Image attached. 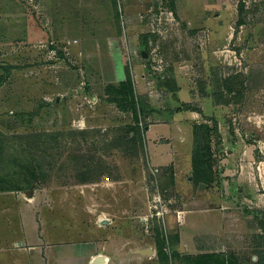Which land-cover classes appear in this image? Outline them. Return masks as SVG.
<instances>
[{"label":"rangeland","instance_id":"1","mask_svg":"<svg viewBox=\"0 0 264 264\" xmlns=\"http://www.w3.org/2000/svg\"><path fill=\"white\" fill-rule=\"evenodd\" d=\"M126 71L140 136L108 101ZM195 123L215 129L207 185L187 183ZM54 133L70 134L40 138L37 180L1 155L7 184L49 203L52 189L83 182L84 156L91 181H116L126 209L146 214L134 230L161 238L160 264H187L191 243L264 264V0H0V134ZM183 207L197 210L199 233L185 228L194 242L181 252Z\"/></svg>","mask_w":264,"mask_h":264},{"label":"crops","instance_id":"2","mask_svg":"<svg viewBox=\"0 0 264 264\" xmlns=\"http://www.w3.org/2000/svg\"><path fill=\"white\" fill-rule=\"evenodd\" d=\"M191 178L190 174L187 183ZM115 183L80 182L72 185L80 188L77 191L66 189L72 186L57 187L48 192L49 203L44 199L48 196L37 191H0V264H92L99 255L102 264H160L154 239L134 230L138 222L147 221L146 214L136 219ZM192 210H177L181 252L194 242V237L185 238V228L193 235L199 233ZM190 248L193 255L199 253L194 244Z\"/></svg>","mask_w":264,"mask_h":264},{"label":"trees","instance_id":"3","mask_svg":"<svg viewBox=\"0 0 264 264\" xmlns=\"http://www.w3.org/2000/svg\"><path fill=\"white\" fill-rule=\"evenodd\" d=\"M117 85L119 86H117L118 88L116 86H111V89H117V92L121 94L119 96L120 98H117V96H115L114 98L108 101L113 102L117 107H119L123 111L131 112L134 124L125 127V132L127 133L126 130H128V132L133 131L137 134V136H140L141 129L137 125L139 119V107L135 96L132 76L128 71H126L125 80H123ZM214 130L215 129H213L210 125L206 123H195L192 126L193 148L191 153V177L194 184L203 183L207 185L211 184L214 180L215 176L212 172V151L210 149V134ZM60 134L69 135L70 133H54L52 135L35 134L33 136H12L10 137V139L0 134V158L2 157L1 155L4 154L6 156H10L11 160H8L7 164L14 162L17 163L25 177L31 180H37L41 173V168H43V165L41 163L45 161L44 155H42V153L37 152L38 149H45L46 147L44 140L40 142V138L46 139L52 137L54 139L57 138L56 136H60ZM134 139V137L130 138V140ZM15 140L24 141H22V143L20 141L19 143H15ZM47 147L50 146L47 145ZM75 157L82 158L80 163V169H82L83 174L79 175L81 181L91 182L92 178H90V173H92V169L89 168V162L91 163L93 162V160H89V158H85L84 156ZM35 158L37 160H35ZM19 168L16 170H19ZM13 173V171L0 172V191L25 189H22L21 187L13 184H7L12 183L11 177L13 176ZM1 184L5 185L2 186ZM25 184H27L26 181ZM26 186L27 185H25V187ZM155 247L158 261L160 263L166 262L168 256L164 251L161 238L158 235H156L155 237ZM257 259L259 260V257ZM237 260L238 259L234 254L223 253H202L186 257L187 264H238Z\"/></svg>","mask_w":264,"mask_h":264},{"label":"water","instance_id":"4","mask_svg":"<svg viewBox=\"0 0 264 264\" xmlns=\"http://www.w3.org/2000/svg\"><path fill=\"white\" fill-rule=\"evenodd\" d=\"M32 192V190H28V193L30 194ZM150 251V250H149ZM103 263V258L101 255L97 256L96 258H94L92 264H102Z\"/></svg>","mask_w":264,"mask_h":264},{"label":"built area","instance_id":"5","mask_svg":"<svg viewBox=\"0 0 264 264\" xmlns=\"http://www.w3.org/2000/svg\"><path fill=\"white\" fill-rule=\"evenodd\" d=\"M159 215V214H158Z\"/></svg>","mask_w":264,"mask_h":264}]
</instances>
